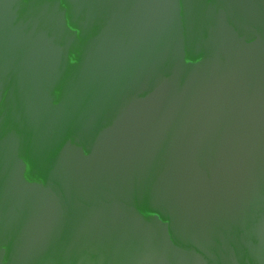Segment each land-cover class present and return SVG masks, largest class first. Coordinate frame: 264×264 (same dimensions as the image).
<instances>
[{"label":"water","instance_id":"1","mask_svg":"<svg viewBox=\"0 0 264 264\" xmlns=\"http://www.w3.org/2000/svg\"><path fill=\"white\" fill-rule=\"evenodd\" d=\"M0 264H264V0H0Z\"/></svg>","mask_w":264,"mask_h":264}]
</instances>
